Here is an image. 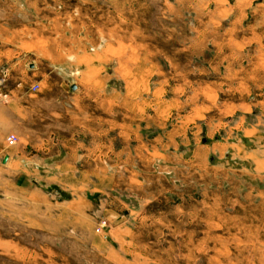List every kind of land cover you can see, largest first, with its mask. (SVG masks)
I'll return each mask as SVG.
<instances>
[{"label":"rangeland","instance_id":"1","mask_svg":"<svg viewBox=\"0 0 264 264\" xmlns=\"http://www.w3.org/2000/svg\"><path fill=\"white\" fill-rule=\"evenodd\" d=\"M92 58L119 82L102 114L105 146L121 124L119 163L109 151L102 180H39L84 194L50 207L0 178V264H264V0H0V62ZM112 196L131 211L121 229L89 209Z\"/></svg>","mask_w":264,"mask_h":264},{"label":"crops","instance_id":"2","mask_svg":"<svg viewBox=\"0 0 264 264\" xmlns=\"http://www.w3.org/2000/svg\"><path fill=\"white\" fill-rule=\"evenodd\" d=\"M110 70L108 63L97 58L71 62L63 68L49 62L33 63L19 59L0 62V77L5 73L0 89L5 100L0 102V178L26 180L33 187L24 188L23 183H19L21 186L18 187L16 182L6 195L18 198L23 193L40 192L49 207L54 206L55 197L60 192L69 194L70 201H82L84 194L77 191L50 190L47 185L49 191L45 192L40 189L45 188L40 181L102 180L104 158L109 151L113 158L117 156L119 163L123 151L114 142V139L119 141L121 138L119 121H111V130L116 133L111 146H105L104 142V100L119 96V82L108 76ZM51 75L59 78L60 84H54ZM34 86L37 90L31 92ZM54 90L59 94H55ZM124 126L129 127L123 125L122 128ZM127 131L129 129L124 133ZM8 135L15 136V146L4 144ZM127 136L130 137V133ZM198 144L200 148H205V158L211 162L207 140L202 138ZM145 150L144 153L151 159L152 151ZM181 151V148H167L161 153L171 155L162 157L160 154V159L167 160L170 156L178 159ZM127 155L129 162L136 156L132 151H128ZM9 165L15 166V173L8 170ZM115 166L121 169L119 164L113 168ZM129 169L130 175H133L131 171L134 169ZM94 203L89 204V209L101 214L102 219L106 217L114 224V229H121L131 217V211L118 197L112 196L108 205L97 200ZM109 233L110 230L101 235L99 243L112 255L115 250L110 246Z\"/></svg>","mask_w":264,"mask_h":264},{"label":"built area","instance_id":"3","mask_svg":"<svg viewBox=\"0 0 264 264\" xmlns=\"http://www.w3.org/2000/svg\"><path fill=\"white\" fill-rule=\"evenodd\" d=\"M4 80H5V73H2V75H1V77H0V89H1L2 86H3ZM36 89H37L36 86L32 87V90H33V91H35ZM15 142H16V138H15V136H13V135H10V136H8V137L6 138V143H7L8 145H13V144H15ZM105 226H106V225H105V222L102 221V222L100 223V227H99L98 229H96V231L99 232V230H101V229L104 228Z\"/></svg>","mask_w":264,"mask_h":264}]
</instances>
